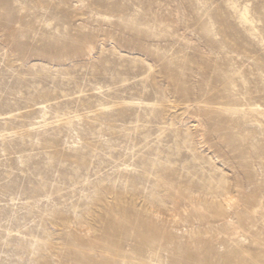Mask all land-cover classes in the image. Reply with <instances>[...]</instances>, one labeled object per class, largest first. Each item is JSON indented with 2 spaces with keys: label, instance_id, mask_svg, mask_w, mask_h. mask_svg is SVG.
<instances>
[{
  "label": "rangeland",
  "instance_id": "rangeland-1",
  "mask_svg": "<svg viewBox=\"0 0 264 264\" xmlns=\"http://www.w3.org/2000/svg\"><path fill=\"white\" fill-rule=\"evenodd\" d=\"M0 264H264V0H0Z\"/></svg>",
  "mask_w": 264,
  "mask_h": 264
},
{
  "label": "bare ground",
  "instance_id": "bare-ground-1",
  "mask_svg": "<svg viewBox=\"0 0 264 264\" xmlns=\"http://www.w3.org/2000/svg\"><path fill=\"white\" fill-rule=\"evenodd\" d=\"M246 14L247 13L244 11L241 15H242V17H243V19L245 21H248V18H247V15ZM140 238H141L140 240H143V241H145V240L148 239V237L146 235H141ZM143 241H141V242H143Z\"/></svg>",
  "mask_w": 264,
  "mask_h": 264
}]
</instances>
